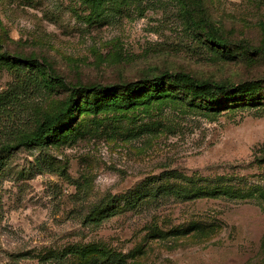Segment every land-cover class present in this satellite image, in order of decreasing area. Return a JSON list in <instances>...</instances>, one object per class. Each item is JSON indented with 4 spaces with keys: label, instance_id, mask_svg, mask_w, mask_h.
<instances>
[{
    "label": "rangeland",
    "instance_id": "1",
    "mask_svg": "<svg viewBox=\"0 0 264 264\" xmlns=\"http://www.w3.org/2000/svg\"><path fill=\"white\" fill-rule=\"evenodd\" d=\"M92 1L0 0V148L74 87L184 72L240 96L207 113L78 89L53 142L0 154V264H264V0ZM27 60L64 84L47 89ZM167 186L196 197L130 206ZM102 209L114 213L92 221Z\"/></svg>",
    "mask_w": 264,
    "mask_h": 264
},
{
    "label": "trees",
    "instance_id": "2",
    "mask_svg": "<svg viewBox=\"0 0 264 264\" xmlns=\"http://www.w3.org/2000/svg\"><path fill=\"white\" fill-rule=\"evenodd\" d=\"M186 1L190 4L192 3L200 6L202 0ZM92 2H99V0H93ZM194 22L200 25L203 31H205L211 50L217 51L224 57L231 56L230 49H228L230 44L217 27H214L207 22L206 18H201L198 21L194 20L193 23ZM11 64L12 67L19 69L16 63ZM25 66L37 70L47 89H54L56 85L64 84L62 78L55 75L52 68H49L44 63H40L37 60H27L25 61ZM30 78L34 79L32 76H30ZM34 80L37 81V79ZM242 87L243 86H231L224 82L201 80L184 72H164L160 75L144 77L135 81H123L113 84L96 83L90 86H80L79 88L74 87L71 91V95L65 101L60 112L56 114H44L41 118L36 119L32 131H24L20 133L14 141L1 143L0 154L11 153L21 147L33 145L43 146L53 142L56 138V130H58V128H60L71 115L75 101L74 96L79 90L92 93H104L109 97V104L113 107L124 106L130 108L137 106L138 104L151 105L156 100H168V98H172L184 100L190 106L199 108L204 112L214 113L219 112L224 108H229V106H233L240 96L239 91ZM245 91L249 92L250 89L247 88ZM119 92H121L126 98L123 105H120L119 102ZM5 98V95H0V104H3L2 100ZM1 108L3 111L9 109V107L6 106ZM0 157V164L4 166L5 159L3 158H5V156ZM160 195L174 196L181 199L196 197V195L184 192L174 186H167L156 193L154 191L145 193L130 206L132 208H137L139 205L143 206L144 204H149L151 200ZM113 213L114 210H93L90 218L94 222H100ZM106 262L109 264H122L120 261H117L115 257H109Z\"/></svg>",
    "mask_w": 264,
    "mask_h": 264
}]
</instances>
